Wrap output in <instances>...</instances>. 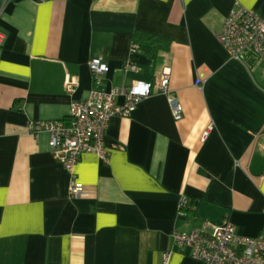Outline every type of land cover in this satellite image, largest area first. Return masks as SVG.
<instances>
[{
  "label": "crops",
  "instance_id": "obj_1",
  "mask_svg": "<svg viewBox=\"0 0 264 264\" xmlns=\"http://www.w3.org/2000/svg\"><path fill=\"white\" fill-rule=\"evenodd\" d=\"M238 4L264 16V0H0V264H207L175 229L230 220L264 237V56L233 57L216 37ZM137 30L169 47L134 48ZM165 69L167 91L110 119L109 161L82 152L84 192L70 194L49 133L29 122L67 120L96 86L124 103L123 87Z\"/></svg>",
  "mask_w": 264,
  "mask_h": 264
},
{
  "label": "built area",
  "instance_id": "obj_2",
  "mask_svg": "<svg viewBox=\"0 0 264 264\" xmlns=\"http://www.w3.org/2000/svg\"><path fill=\"white\" fill-rule=\"evenodd\" d=\"M6 37V31L0 27V45ZM216 37L231 56L254 63L264 56V16L254 8L238 4L228 12ZM90 65L94 80L99 85L104 65L100 59H92ZM169 76L170 70L165 69L154 83L138 79L123 87L121 91L126 96L124 103L116 102L117 88L96 86L87 98L72 101L67 120L29 122L31 133H49L50 146L56 159L70 174V194L79 196L84 192L83 185L76 179L82 152L93 151L103 160L109 161L104 135L112 116L129 115L143 97L152 92L167 91ZM65 83L68 91H73L78 85L77 79L69 74ZM170 102L174 112L179 113L182 106L177 98L170 97ZM184 204L185 198L181 207ZM172 241L177 247H188L193 257L207 264H264V237L237 233L235 224L230 220L214 224L211 231L204 228L190 231L175 229Z\"/></svg>",
  "mask_w": 264,
  "mask_h": 264
},
{
  "label": "trees",
  "instance_id": "obj_3",
  "mask_svg": "<svg viewBox=\"0 0 264 264\" xmlns=\"http://www.w3.org/2000/svg\"><path fill=\"white\" fill-rule=\"evenodd\" d=\"M171 39L167 36L158 35L142 30H137L133 36L134 48H137L147 52L151 56H155L160 49H167L169 47ZM185 204L181 207L184 209Z\"/></svg>",
  "mask_w": 264,
  "mask_h": 264
}]
</instances>
